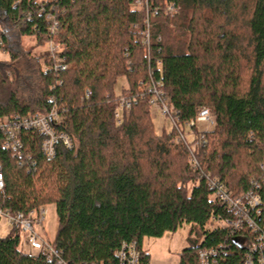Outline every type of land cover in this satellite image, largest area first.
<instances>
[{"label": "trees", "instance_id": "trees-1", "mask_svg": "<svg viewBox=\"0 0 264 264\" xmlns=\"http://www.w3.org/2000/svg\"><path fill=\"white\" fill-rule=\"evenodd\" d=\"M169 5L177 13H168ZM0 12L19 35L3 33L11 60L0 62V117L55 109L57 131L74 142L68 149L59 141L48 160L39 133H23L21 156L6 150L0 135V210L28 216L54 204L59 225L50 243L57 258L23 253L21 232L12 229L0 238V264H120L119 250L132 242L141 264H149L143 240L185 224L195 238L180 264H198L200 250L232 244L220 225L232 215L208 177L233 196L254 189L264 225V0H0ZM23 38L34 47L58 45L60 61L43 57L44 67L22 48ZM20 58L27 76L17 68ZM57 62L66 69L55 71ZM120 77L128 82L122 98L134 102L119 124ZM152 82L183 130L201 109L213 110L199 168L176 130L156 134ZM231 247L225 264H241L243 251Z\"/></svg>", "mask_w": 264, "mask_h": 264}, {"label": "built area", "instance_id": "built-area-1", "mask_svg": "<svg viewBox=\"0 0 264 264\" xmlns=\"http://www.w3.org/2000/svg\"><path fill=\"white\" fill-rule=\"evenodd\" d=\"M143 2L148 5V0H135L136 5H142ZM167 12L171 14L177 13L175 5L167 6ZM157 13V12H155ZM149 35L147 34L146 43L149 44ZM5 43L3 40V32L0 29V48L4 50ZM6 51V50H4ZM7 52V51H6ZM60 47L54 43H49V52L43 54V57H51L55 61H60L58 53ZM55 71H63L66 66L60 62L55 63ZM141 86L145 84L140 82ZM151 95L150 104L155 107L164 116L170 118L174 123L175 130L179 131V141L189 147L191 162L194 167H200L198 159V148L205 142L203 133L211 131L214 128L215 117L214 112L210 108L201 109L195 120H192L187 127H197V124H208L212 128L203 132H195V140L189 142L185 135V130L180 125L177 112L168 104L165 95L159 86L152 82L147 87ZM133 100L122 98L119 108L115 114L117 122L120 124L123 113L129 111L132 107ZM60 118L58 112L53 109L48 114H33L28 116L14 115L12 117H0V135L2 136L3 147L10 151L14 156H21L24 148L22 135L25 131H34L43 137L41 144V152L48 160L55 158L57 155V144L62 141L68 149L74 147V142L64 132H58L56 126L59 124ZM200 137H198L199 135ZM0 165V191L5 189L4 175ZM208 188L214 192V196L222 204H224L232 215V219L219 223L214 220V224H220L229 231V237L232 238V246L240 248L243 251L241 264H264V225L258 221L261 216L259 209L260 200L254 189L241 196H233L225 190V186L215 178L208 177ZM257 188L259 185L254 183ZM0 216L7 218L10 226L14 230H18L25 234V243L32 249L42 252L48 258L58 257L55 249L46 240L43 231L40 230L43 224L44 211H32L28 216L22 214L11 215L0 210ZM228 241L219 246L203 249L198 254V264H225L228 262L229 254L232 247ZM120 264H141L140 251L137 243L132 242L124 245L118 253ZM59 264H65L61 260Z\"/></svg>", "mask_w": 264, "mask_h": 264}, {"label": "rangeland", "instance_id": "rangeland-1", "mask_svg": "<svg viewBox=\"0 0 264 264\" xmlns=\"http://www.w3.org/2000/svg\"><path fill=\"white\" fill-rule=\"evenodd\" d=\"M0 28L3 33L12 38H16L19 35L16 30L11 26V24L5 19V16L0 12ZM17 39V38H16ZM35 41L33 39L23 38L22 42L24 50H32V54L36 56H40L42 58V65L45 67L43 54L49 52V44H46L43 47H34ZM34 48V49H32ZM4 50L6 48L4 47ZM0 48V62H9L11 60L9 52L4 51ZM46 58V57H44ZM28 62L27 59H19L17 62V68L19 69V73L21 75H28ZM128 88V82L125 77L118 78L115 87L114 93L117 97H123L124 91ZM153 124L155 128V132L157 135L171 134L175 130L174 123L172 120L166 116H164L161 112H159L155 107L151 109ZM215 126V124H214ZM198 132H203L210 130L212 127L208 124H197ZM177 134L179 135V131ZM195 131L194 129L188 127L185 129V135L187 136L189 142H193L195 140ZM189 148V147H188ZM210 150L215 151L218 150V143L216 137L212 139V147ZM243 195V194H241ZM239 195V196H241ZM44 211V219L43 224L41 225V229L46 240L49 243H54L56 239V235L58 232V217L56 213V208L54 204H48L42 209ZM12 228L6 217L0 216V238L6 237ZM190 226L185 224L182 228L173 233H166L161 238H145L142 243V250L147 252L150 255V263L149 264H180L181 254L183 251L190 249L194 246L193 239L195 237H190ZM20 250L28 255H38L40 252L32 249L25 243V234L21 233V244Z\"/></svg>", "mask_w": 264, "mask_h": 264}]
</instances>
